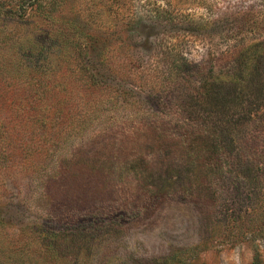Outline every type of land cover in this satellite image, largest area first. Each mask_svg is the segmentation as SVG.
Returning <instances> with one entry per match:
<instances>
[{"label": "rangeland", "instance_id": "374dc122", "mask_svg": "<svg viewBox=\"0 0 264 264\" xmlns=\"http://www.w3.org/2000/svg\"><path fill=\"white\" fill-rule=\"evenodd\" d=\"M214 4L230 17L249 1L64 0L51 13L0 15L1 97L13 113L20 97L39 95L30 116L37 107L45 117L29 125L12 114L13 126L0 115V264H264L261 129H241L230 150V133L218 138L230 111L167 97L159 107L145 80L161 58L155 42L180 35L152 10L210 25ZM219 28L205 41L175 40L206 75L230 61ZM91 75L108 94L91 97ZM188 116L193 137L182 134ZM150 130L163 141L141 135Z\"/></svg>", "mask_w": 264, "mask_h": 264}, {"label": "trees", "instance_id": "16d2710c", "mask_svg": "<svg viewBox=\"0 0 264 264\" xmlns=\"http://www.w3.org/2000/svg\"><path fill=\"white\" fill-rule=\"evenodd\" d=\"M63 1L0 0V15L3 14L4 17L9 19H24L33 9L51 13ZM248 1L249 4L246 7L238 8L239 11L233 12L230 17L217 13L214 4L208 9V13L215 17L210 25L197 23L185 13L169 12V10L163 9L164 7L161 5L156 8L155 12L152 10L154 16L151 15L155 24L170 29V33L177 29L180 32L178 37L171 35L155 42L156 49L161 48V58L157 56L152 61L153 67L149 71L150 74H147L145 78L150 83V89L153 91L151 96H153L159 107L165 106L161 99L165 100L167 97L172 102L176 99L178 105L185 106L184 109L188 106L193 111L201 107L202 104H205L210 111L216 110L219 114L230 111V125L223 123L218 137L223 140L228 138L230 133V150L237 144L236 135L241 129H248L251 134L254 129L259 127L261 130L257 134L259 133L262 140H264V134H262V131H264V0ZM223 21L230 23V30L225 31L223 26H218ZM218 28L220 32L225 31V34L221 33L220 37L230 40V61L224 67L223 73L206 75L201 67L195 66L183 56L179 50V44L175 43V40H181V44L190 39L205 41V33L206 36H213ZM170 33L167 32V34ZM232 49L234 52H231ZM98 65L107 74L114 75L118 72L115 67L110 66L109 62L98 60ZM149 75L152 79L148 80ZM86 81L93 84V87L90 88L92 98L108 94L106 92L102 93L105 84L103 78L97 79V75H91ZM118 92H116V96H125V101L132 94V92L126 93L123 90ZM1 96L0 93V115L7 117V122L10 125L16 124L10 117L12 114L16 117L26 115L27 117L22 120V124L32 125L36 121L42 122L45 119L44 116H41L43 110L37 107L34 108L36 113H31L32 116H30L28 106L32 105L39 98V95L31 97L28 101L20 97L19 100L24 104L23 106H17V108H21H15L13 113L6 108ZM41 96L44 95L41 94ZM9 98L12 99L11 103H15L14 97L9 96ZM195 121L196 119L193 116H188L185 119L182 124L184 126L182 132L184 136L193 137L195 135L196 129L194 128L197 127ZM141 135L152 142H162L164 138L163 132H154L153 130ZM7 136L13 138L17 135L10 133Z\"/></svg>", "mask_w": 264, "mask_h": 264}]
</instances>
